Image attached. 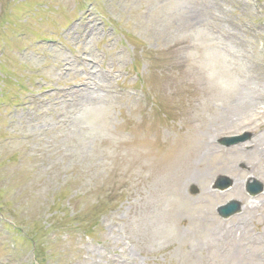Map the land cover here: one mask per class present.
Masks as SVG:
<instances>
[{
  "label": "rangeland",
  "instance_id": "obj_1",
  "mask_svg": "<svg viewBox=\"0 0 264 264\" xmlns=\"http://www.w3.org/2000/svg\"><path fill=\"white\" fill-rule=\"evenodd\" d=\"M250 176L264 0H0V264H264Z\"/></svg>",
  "mask_w": 264,
  "mask_h": 264
},
{
  "label": "water",
  "instance_id": "obj_2",
  "mask_svg": "<svg viewBox=\"0 0 264 264\" xmlns=\"http://www.w3.org/2000/svg\"><path fill=\"white\" fill-rule=\"evenodd\" d=\"M250 188H257L256 192H258L261 190V185L256 182V183L250 184ZM230 208H232V207H230Z\"/></svg>",
  "mask_w": 264,
  "mask_h": 264
},
{
  "label": "bare ground",
  "instance_id": "obj_3",
  "mask_svg": "<svg viewBox=\"0 0 264 264\" xmlns=\"http://www.w3.org/2000/svg\"><path fill=\"white\" fill-rule=\"evenodd\" d=\"M223 196H226V194H224ZM241 199L245 202V206L253 205V202H251V203L246 202L243 197H241Z\"/></svg>",
  "mask_w": 264,
  "mask_h": 264
}]
</instances>
